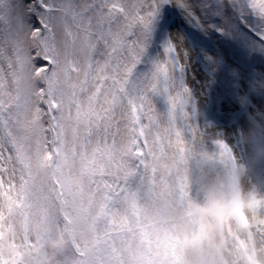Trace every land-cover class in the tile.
Masks as SVG:
<instances>
[{
    "label": "snow or ice",
    "instance_id": "6c2138e0",
    "mask_svg": "<svg viewBox=\"0 0 264 264\" xmlns=\"http://www.w3.org/2000/svg\"><path fill=\"white\" fill-rule=\"evenodd\" d=\"M258 63L264 0H0V264H176L164 176L235 173L197 100L264 96Z\"/></svg>",
    "mask_w": 264,
    "mask_h": 264
},
{
    "label": "clouds",
    "instance_id": "9594fccd",
    "mask_svg": "<svg viewBox=\"0 0 264 264\" xmlns=\"http://www.w3.org/2000/svg\"><path fill=\"white\" fill-rule=\"evenodd\" d=\"M243 141L246 158L237 162L235 173L220 163L216 149L196 150V155L209 161L216 168V174L209 186L206 198L195 202L193 216L188 218L183 207H171L166 225L170 234L189 239L200 236L195 244L190 243L180 250L182 264H241L242 257L236 246L222 255L223 232L231 228L234 232L247 233L239 220L243 216L247 224H254L264 217V133L251 125L237 133ZM201 165V171H206ZM149 214L152 209L146 204ZM256 259L264 264V245L257 251Z\"/></svg>",
    "mask_w": 264,
    "mask_h": 264
},
{
    "label": "rangeland",
    "instance_id": "374dc122",
    "mask_svg": "<svg viewBox=\"0 0 264 264\" xmlns=\"http://www.w3.org/2000/svg\"><path fill=\"white\" fill-rule=\"evenodd\" d=\"M178 18V14H177ZM178 23L185 29L186 33H191L192 29H188L183 21ZM177 28L173 27L168 31H176ZM155 41L159 42V28L154 36ZM155 47V45L153 46ZM224 62L230 63L231 57L229 54H224ZM235 67V65H232ZM257 71H264V63H258L256 65ZM220 77L223 79L225 73L221 72ZM227 103L229 105V111H225L223 105ZM202 105V107H201ZM158 107L163 108L158 104ZM198 115L202 122L212 125L216 129L219 137L227 143L236 159V162L243 161L246 158L245 149L242 146L243 141L238 138L237 133L242 128L251 125L257 130L264 133V96L259 93L250 97H245L244 102H240L239 99L228 98L221 100L219 103L212 101L204 102L203 100H197ZM166 124L164 121L160 122L158 131L163 136L165 133ZM264 141V136L261 137ZM171 155L172 149H166ZM206 171H201V166L197 167L193 164L187 173L176 172L173 170L170 174L166 173L164 176V182L167 184V191L180 192L179 182L180 177L187 176L186 186L183 189V201L182 203H174L172 207H183L186 210V216L191 218L193 216V205L195 202L202 201L206 198V194L209 186L212 184V180L216 174V168L214 166H205ZM171 211V210H170ZM241 227H246L247 222L243 216L239 220ZM224 240L222 241V255L228 256L229 250L236 246L242 257L241 264H259L256 259L257 251L260 249V244L254 239L252 233L248 232H234L231 228L224 230ZM200 236L193 235L191 239L185 235L181 238L178 235L167 234L162 239L156 240V246L159 250L166 255L171 256L176 264H182L178 252L183 247L188 246L190 243L195 244ZM227 264V261L224 262Z\"/></svg>",
    "mask_w": 264,
    "mask_h": 264
}]
</instances>
